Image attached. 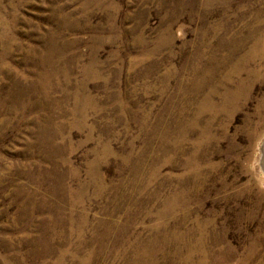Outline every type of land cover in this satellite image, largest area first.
Listing matches in <instances>:
<instances>
[{
    "label": "rangeland",
    "instance_id": "1",
    "mask_svg": "<svg viewBox=\"0 0 264 264\" xmlns=\"http://www.w3.org/2000/svg\"><path fill=\"white\" fill-rule=\"evenodd\" d=\"M263 138L264 0H0V264H264Z\"/></svg>",
    "mask_w": 264,
    "mask_h": 264
},
{
    "label": "bare ground",
    "instance_id": "2",
    "mask_svg": "<svg viewBox=\"0 0 264 264\" xmlns=\"http://www.w3.org/2000/svg\"><path fill=\"white\" fill-rule=\"evenodd\" d=\"M260 45V44H259ZM241 62V61H240ZM240 64V63H239ZM238 64V65H239ZM237 65V64H236ZM235 66V65H234ZM232 70V69H231ZM234 71V70H233ZM232 72V71H231ZM237 73V72H236ZM238 74V73H237ZM236 75V74H234ZM259 155L257 158V169L260 171L262 174H264V138L259 144ZM145 186V185H144ZM168 203V202H167ZM128 205V204H127Z\"/></svg>",
    "mask_w": 264,
    "mask_h": 264
}]
</instances>
